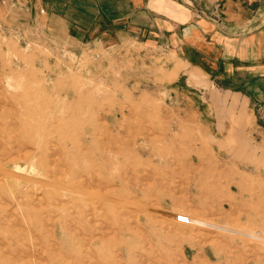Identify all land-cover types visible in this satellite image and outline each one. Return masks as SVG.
Returning a JSON list of instances; mask_svg holds the SVG:
<instances>
[{"label":"rangeland","instance_id":"rangeland-1","mask_svg":"<svg viewBox=\"0 0 264 264\" xmlns=\"http://www.w3.org/2000/svg\"><path fill=\"white\" fill-rule=\"evenodd\" d=\"M35 1L0 0V264H264L261 103Z\"/></svg>","mask_w":264,"mask_h":264},{"label":"crops","instance_id":"crops-1","mask_svg":"<svg viewBox=\"0 0 264 264\" xmlns=\"http://www.w3.org/2000/svg\"><path fill=\"white\" fill-rule=\"evenodd\" d=\"M35 5L67 22L78 38L111 43L126 36L149 42L163 37L168 47L179 42L180 60L190 71L264 108V0H36ZM189 76L195 83L196 76Z\"/></svg>","mask_w":264,"mask_h":264}]
</instances>
